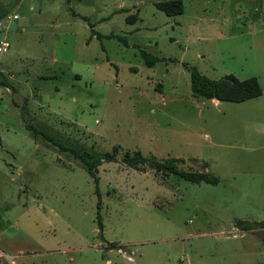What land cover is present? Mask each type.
Here are the masks:
<instances>
[{"label": "rangeland", "instance_id": "374dc122", "mask_svg": "<svg viewBox=\"0 0 264 264\" xmlns=\"http://www.w3.org/2000/svg\"><path fill=\"white\" fill-rule=\"evenodd\" d=\"M159 1L0 0L10 83L0 86V256L10 264H264V227L241 229L264 219V0H182L176 15ZM141 51L160 60L147 66ZM182 63L209 78L256 77L262 93L196 98ZM22 114L117 161L95 182ZM137 150L219 182L121 162Z\"/></svg>", "mask_w": 264, "mask_h": 264}, {"label": "trees", "instance_id": "16d2710c", "mask_svg": "<svg viewBox=\"0 0 264 264\" xmlns=\"http://www.w3.org/2000/svg\"><path fill=\"white\" fill-rule=\"evenodd\" d=\"M154 5L157 9L163 11L167 15H176L183 12L182 0H166L155 2ZM87 20L86 17H84ZM92 27L93 25L90 24ZM93 35L100 38L101 34L93 31ZM119 40L123 41L124 44L127 42L123 37H118ZM141 56L143 57L147 66H153L157 61L160 60L159 57L147 53L146 51H141ZM162 59V58H161ZM183 67L190 73V90L191 94L196 98H210L216 100H226L233 102H241L261 95L262 88L256 77H248L244 79H239L235 75L229 73L219 78H209L206 75L199 72L195 67L189 66L186 63H182ZM0 86L10 87L8 78L0 71ZM22 119L24 121L25 128L31 132L33 137L38 135L42 136L47 141L58 146L62 151H69L75 158H77L85 167L88 174L94 178L96 182L95 171L97 167L104 161L115 162L117 158L113 153L109 152H92L88 149L76 148L75 146L66 144L56 138H54L49 133L40 129L39 127L30 124L25 116L22 114ZM125 165L129 167H147L155 170L156 173H161L164 175L175 174L180 178L190 181L192 183L206 182L211 184H217L219 179L215 175L209 174L205 170H183L179 168L180 163H184L183 158L177 157H167V158H157L154 156L146 157L141 154L140 151H134L133 153L126 152L124 156L120 159ZM201 167L204 169L207 167L206 163H202ZM98 209L100 208L99 201L97 202ZM97 220L99 229H102L101 217L99 210L97 213ZM242 221H237L236 226H240ZM258 225L264 227V219L255 223L254 225H244L241 227L243 230H248L254 228L253 226ZM0 264H10L5 259L0 256Z\"/></svg>", "mask_w": 264, "mask_h": 264}, {"label": "built area", "instance_id": "2783aa9c", "mask_svg": "<svg viewBox=\"0 0 264 264\" xmlns=\"http://www.w3.org/2000/svg\"><path fill=\"white\" fill-rule=\"evenodd\" d=\"M12 18L13 19H17L18 16L17 15H13ZM8 48H9V42L7 40H5V39L1 40L0 41V51L1 52H7Z\"/></svg>", "mask_w": 264, "mask_h": 264}, {"label": "crops", "instance_id": "0c3cea01", "mask_svg": "<svg viewBox=\"0 0 264 264\" xmlns=\"http://www.w3.org/2000/svg\"><path fill=\"white\" fill-rule=\"evenodd\" d=\"M6 89L8 88V87H5Z\"/></svg>", "mask_w": 264, "mask_h": 264}]
</instances>
